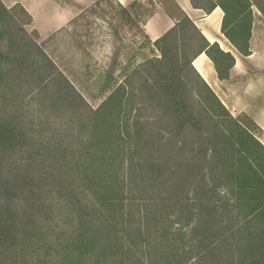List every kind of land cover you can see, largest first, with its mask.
Instances as JSON below:
<instances>
[{"label":"trees","instance_id":"1","mask_svg":"<svg viewBox=\"0 0 264 264\" xmlns=\"http://www.w3.org/2000/svg\"><path fill=\"white\" fill-rule=\"evenodd\" d=\"M217 1L226 15L228 13L235 15L245 13L246 18L242 22H238L231 30L226 29L225 17L223 33L241 53L249 55L252 8L256 6L264 14V6L257 0ZM103 2H108L112 7H117L129 14L133 13L132 11L138 5L143 4L136 1L130 6L124 7L117 0H99L97 4ZM149 3L153 9L144 22L138 21L140 14L135 15L136 19L133 18V14L130 16L131 21L138 27L141 25L143 28L147 19L153 14L154 3L151 0ZM27 15L31 19L29 13ZM185 20L202 39L201 46L190 62L186 64L181 62L177 53V58L173 62V70H176V74H180L185 65L194 71L198 83L204 87L207 95L204 96L201 92L195 91L192 95L204 106L199 115L193 113L190 110L189 103L191 101H188V94L181 95L175 91L172 92L174 89L172 86H169L171 90L168 94L160 96L159 104H162L168 111L175 112L176 116L185 121L194 119L197 125H201L203 116L214 124H218L224 117H230L236 121L193 67L195 56L204 51L214 62L219 76L223 77L222 70L227 71L234 58L231 54L224 52L218 44L209 45L191 20L188 18ZM180 27L178 24L153 43L158 49H161V58L147 59L135 68H131L132 70L126 73L125 85H119L102 105L93 108L43 48L33 41L23 23H17L13 10L6 7L0 0V96L3 91L5 95L13 92L17 96H22L21 100L24 105L27 99L35 100V111L43 110V107L57 108L61 106L62 116H66V120L79 119V122H75L80 124L77 128V135L72 132V135L79 141L75 147L65 143L64 139L57 143L54 142V137L36 139L29 133L25 123H15L21 116L13 117L14 106L20 104L13 102L3 104L0 98V113L5 115L10 111L9 119L6 116L0 118V141L6 143L7 149L16 145L23 154L31 145L35 144V162L43 161L49 157L53 161L50 170H60L59 173L47 171L40 175L35 173V184L31 181L29 173L21 174L22 192L25 198V203H21V208L24 211L28 207L32 213L29 218L20 217V215L16 220L17 217H15L12 210L14 208L11 205L3 208L0 218V223L3 222L2 225L0 224V264H193L192 260H202L212 255L214 251L221 249L222 242L226 243V251H232V257L235 256V253L241 252H239L238 259L232 261L233 264L262 263L264 258L261 254V246L264 244V238L259 233L264 226V160L263 158L250 157L248 152L243 153V159L246 160L245 165L237 168L235 173H231L233 189L229 202L233 209L240 212H243V209H248L247 223L253 227V230L247 235L248 237L237 243L235 237L237 233L234 229L231 234L223 233L221 235L219 227L215 228L213 223H208L210 220L202 221L203 228H200L201 224H198L195 231H202L203 236H206L204 239L216 235L220 240L217 241L218 243L208 244L204 251H197L196 248L200 247L199 244H196L193 249L185 247L183 242L185 232L182 230L171 231V226H164L161 238L154 247L160 259L146 263L137 255L138 242L144 237L143 226L137 225V223H141L142 216L144 215L149 224L157 226H160L159 221H163L166 216L163 213L160 216L153 214L148 216L145 213L147 212L146 207L142 209L141 205L136 206V199L128 192V183L132 185L134 184L133 180L138 179L135 176L137 168H140L143 173L147 170L152 172L145 173L151 177H147V180L154 181V176H156L160 186H166L172 177L167 178L163 174V169L159 168V164L156 162L134 160L135 149H132L131 145L135 139L138 142L144 140V128H138V122L134 126L124 125L123 116L126 114L131 100L129 91L133 87L135 77L142 76L148 66L152 64L151 67H153L154 62H160L166 57L167 53L161 47L162 43H167L170 38L174 37ZM142 30L145 33L144 28ZM146 37L148 38L147 35ZM148 40L151 42L149 38ZM167 76L168 73L165 74V78ZM171 78L173 81H177L175 82L177 89L184 91L185 83L179 79L176 80L175 75ZM44 97L47 101H43ZM214 104L216 107H213ZM12 107L14 108L12 109ZM216 108L222 111H218ZM67 111L71 113L64 115V112ZM28 115L22 116L28 117ZM55 122L57 121L52 120L47 124L52 126ZM60 124L63 126L61 122ZM20 125L22 126L18 128ZM240 128L238 125L237 131L246 133L251 138L252 135L248 131H241ZM55 131L61 136L59 126ZM16 137L17 140L14 143ZM211 137L208 136L204 141H208ZM224 138V135H217V144L219 145L220 140L223 141ZM233 140L235 139L233 138ZM192 145L193 142L189 143L190 147H193ZM255 147L264 152L263 145L257 140ZM232 148L231 151L235 153V148ZM191 152L194 153V149ZM64 170H70L73 173H64ZM259 170H261L260 173ZM133 186L139 185L134 184ZM11 192L10 188L6 190L8 194ZM169 193L170 197H173L171 200H175L174 204H179L182 201L179 196L175 197V190ZM127 203L129 207L125 208ZM65 205H68V210L62 209V206ZM55 212L59 218V222L56 224L63 226L61 222L65 218L69 220L70 225L73 223V231L66 241L58 243L56 247L50 244V248H47L43 253V246L40 243L45 240L46 246L49 236L48 233L43 232L44 228L41 226V222L43 219L51 220ZM64 212L66 213L64 214ZM167 219L170 225L178 223L172 217H167ZM24 223H35V230L31 231L25 228L19 231ZM33 238H35L34 252L31 251L30 246ZM20 246L21 248L18 250ZM191 256H194V259ZM34 258L35 260L32 261ZM92 260H94L93 263H91Z\"/></svg>","mask_w":264,"mask_h":264},{"label":"rangeland","instance_id":"2","mask_svg":"<svg viewBox=\"0 0 264 264\" xmlns=\"http://www.w3.org/2000/svg\"><path fill=\"white\" fill-rule=\"evenodd\" d=\"M1 1L13 10L17 23H23L33 41L43 48L93 108L102 105L119 85L124 84L126 73L133 67L135 68L147 59L162 56L161 49L149 42L142 26L138 27L130 19L131 14L134 15V19H136L135 15L140 14L138 21L144 22L153 9L149 2L138 5L132 11L133 13L129 14L117 7H112L108 2L97 4L99 0H30L35 6L32 9L21 5L19 0ZM257 2L264 6V0H257ZM252 11L264 19L263 12L256 6H253ZM185 19L182 18L181 27L174 37L170 38L167 43H162L161 47L166 50V57L160 62H154L153 67L151 64L145 71L143 69L142 76L135 77L133 87L129 91L131 100L123 116L124 125L134 126L138 122V128H144V140L138 142L135 139L131 145L132 149H135L134 160L156 162L167 178L172 177L166 186H160L156 176H154V181L147 180L148 176L145 173L152 172L147 170L143 173L140 168H137L135 176L138 179L133 180V183L139 186L135 187L134 184L128 183V192L136 199V206L141 205L142 209L146 207L147 212L145 213L148 216L152 214L160 216L162 213L166 216L163 221L158 220L160 226L149 224L144 215L141 223L135 221L137 225L143 226L144 233V237L138 242L139 249L136 252L146 263L160 259L154 247L161 238L164 226H171V231L185 232V238H183L185 247L193 249L196 244H199L197 251H204L208 244L218 243L220 240L216 235L204 239L206 236H203L202 231H195L202 221L210 220L208 223H213L215 228L219 227L221 235L231 234L234 229L237 233L235 236L237 243L248 237L247 235L253 230L252 225L247 223L248 209L240 212L233 209L232 204L229 203L233 189L231 173H235L237 168L245 165L246 160L243 159L245 152H248L250 157L264 160V152L255 147L256 140L264 147V131L251 118L242 113L232 114L228 110L236 121L230 117H224L218 124L209 122L203 116V122L197 125L194 119L185 121L176 116L175 112L168 111L162 104H159L160 96L168 94L171 90L169 86H172L174 87L172 92L175 91L181 95L188 94V101H191L190 110L193 113L199 115L204 106L192 95L193 91L207 95L204 87L198 83L194 71L185 65L180 74H176V70H173V62L178 54L181 62L186 64L201 46L202 39ZM166 73H168V79L165 78ZM173 75L176 76V80L179 79L185 83L184 91L177 89L175 83L177 81L171 78ZM0 98L3 104L8 102L20 104L14 106L15 108L12 107L14 108L13 117L21 116L15 123H25L29 133L36 139L54 137L55 143L64 139L65 143L74 147L79 144L78 138L72 135V132L77 135V128L80 124L76 122H79V119L66 120L67 117L62 116L61 106L43 107V110L35 111V100L27 99L24 105L21 100L22 96H17L13 92L5 95L4 91L1 92ZM43 101H47L46 97ZM213 107H216L215 104ZM216 110L222 111L219 108ZM70 113L67 111L64 115ZM25 114H29L28 117L22 116ZM5 116L9 119L10 111L5 115L0 113V118ZM52 120L57 122L52 126L47 124ZM238 125L241 131L246 130L253 137L249 138L246 133L237 131ZM58 126L61 136L55 131ZM217 135L225 137L223 141L220 140L219 145ZM208 136L212 137L204 141ZM16 140L17 137L13 142L16 143ZM237 140H239V145ZM191 142H193V147L189 146ZM6 146V143L0 141V218L3 208L9 205L14 208L12 210L17 217L16 220L20 215V217L29 218L32 213L31 209L27 207L23 211L21 208V203H25L21 174L29 173L31 181L35 184V173L37 175L46 173V171L59 173L60 170H50L53 161L49 157L35 162V144L31 145L24 154L16 145L9 149ZM232 147L235 148V153L231 151ZM192 149L194 153L191 152ZM64 173L73 172L64 170ZM9 188L12 189L10 194L6 193ZM174 190L175 197L179 196L182 199L179 204H174L175 200H171L173 197L169 195V192ZM46 191L48 192L47 189ZM53 195L55 196V193ZM128 207L129 204L125 208ZM67 208H69L68 205L62 206L64 210H68ZM57 215L55 212L51 220L43 219L41 222L43 232L48 233L49 236L46 246L45 240L40 243L43 246V253L50 248V244L56 247L58 243L66 241L73 231V223L70 225L69 220L65 218L61 222L63 226L56 224L59 222ZM167 217H172L178 223L170 225ZM25 228L35 230V223H24L19 231ZM200 228H203V224ZM135 231L137 233L138 229ZM259 234L264 238V226ZM168 239L171 240L169 237ZM179 242H181L180 239ZM30 246L31 251L34 252L35 238L31 240ZM20 248L21 246L18 250ZM220 248L202 260L191 262L193 264H233L232 261L238 259L240 251L232 257V251L225 250V242L220 244ZM261 254L264 258V244L261 246ZM34 260L35 258L32 259ZM93 262L94 260L91 261ZM261 264H264V259Z\"/></svg>","mask_w":264,"mask_h":264},{"label":"crops","instance_id":"3","mask_svg":"<svg viewBox=\"0 0 264 264\" xmlns=\"http://www.w3.org/2000/svg\"><path fill=\"white\" fill-rule=\"evenodd\" d=\"M117 1L124 7L136 1L149 2V0ZM152 1L153 14L143 25L151 42L154 43L166 35L180 24L182 18L190 19L209 45L218 44L224 52L234 58L228 70H222L223 77L219 76L214 62L204 51L195 56L193 67L232 114L247 115L264 131V19L260 17L261 15L252 12L249 55H245L223 33L225 17L226 29L231 30L246 18L245 13L226 15L217 0ZM18 2L31 9L35 7L30 0ZM214 5L216 6L213 7ZM59 14L61 16V13Z\"/></svg>","mask_w":264,"mask_h":264}]
</instances>
